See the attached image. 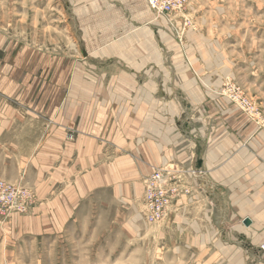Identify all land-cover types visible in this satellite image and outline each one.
<instances>
[{"label":"crops","instance_id":"obj_1","mask_svg":"<svg viewBox=\"0 0 264 264\" xmlns=\"http://www.w3.org/2000/svg\"><path fill=\"white\" fill-rule=\"evenodd\" d=\"M19 1L0 0V178L36 193L24 231L138 242L145 180L163 170L179 190L163 230L189 252L181 264H264V132L221 97L220 62L195 34L175 22L176 44L148 0H68L79 31L47 50L43 34L14 32L45 0Z\"/></svg>","mask_w":264,"mask_h":264},{"label":"rangeland","instance_id":"obj_2","mask_svg":"<svg viewBox=\"0 0 264 264\" xmlns=\"http://www.w3.org/2000/svg\"><path fill=\"white\" fill-rule=\"evenodd\" d=\"M32 3L26 22L14 24L15 34H28L31 41L37 34H43L47 50L66 47L70 32L79 31L69 1L45 0V17L40 15L39 19L33 14ZM175 17L171 22L165 18L174 42L181 45L186 30L195 34V43L202 42L206 49V62H213V58L220 62L221 97L264 132V0H189L187 9ZM185 19L191 22L189 27L184 25ZM177 21L186 29L184 32L175 27ZM186 61L193 63L189 53ZM233 89L241 98L235 96ZM245 102L255 111L251 112ZM206 126L205 121L200 125L203 130ZM18 139L21 147H29L31 137ZM0 179L21 183L35 195L28 213L13 212L1 218L0 264H181L182 256H189L187 249L172 247L171 235L163 230L164 219L156 224L147 222L148 230L141 240L122 246L111 239L108 242L113 245L102 247L101 242L93 240V233L81 230L82 225H78V232L72 238L76 240L72 241V247L64 235L55 243L52 237L43 239L28 234L24 228L37 202L35 191L25 177ZM138 251L141 253L137 254ZM135 259L142 262H132Z\"/></svg>","mask_w":264,"mask_h":264},{"label":"built area","instance_id":"obj_3","mask_svg":"<svg viewBox=\"0 0 264 264\" xmlns=\"http://www.w3.org/2000/svg\"><path fill=\"white\" fill-rule=\"evenodd\" d=\"M148 2L155 15L167 18L169 22L172 21L170 16L184 12L189 5V0H148ZM184 25L189 27L191 22L185 19ZM233 92L236 97L241 98L236 89H233ZM245 103L251 112L255 111V108L250 107L249 103ZM196 173L198 176L201 174L199 171ZM201 178L204 180L205 176L201 175ZM178 192V188L173 184L166 171L161 170L149 176L145 180L144 193L146 221L149 224H156L165 219ZM34 200L35 195L30 188L18 182L0 179V220L9 213H28ZM259 252L260 257L264 260V245L259 248Z\"/></svg>","mask_w":264,"mask_h":264},{"label":"water","instance_id":"obj_4","mask_svg":"<svg viewBox=\"0 0 264 264\" xmlns=\"http://www.w3.org/2000/svg\"><path fill=\"white\" fill-rule=\"evenodd\" d=\"M197 165H198V167L201 166V161H200V160L197 162ZM249 222H250V221L247 219L246 224H249Z\"/></svg>","mask_w":264,"mask_h":264}]
</instances>
